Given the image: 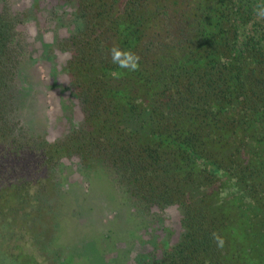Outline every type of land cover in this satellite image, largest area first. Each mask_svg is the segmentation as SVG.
Segmentation results:
<instances>
[{"label":"trees","instance_id":"obj_1","mask_svg":"<svg viewBox=\"0 0 264 264\" xmlns=\"http://www.w3.org/2000/svg\"><path fill=\"white\" fill-rule=\"evenodd\" d=\"M73 2L83 28L64 42L83 120L65 142L9 139L25 46L17 14L0 10V200L22 202L27 165L95 157L138 199L181 206L185 231L161 264L248 261L247 235L229 213L211 210L222 193L211 185L226 172L223 183L247 197L243 168L264 167V18L254 12L264 0ZM114 45L140 56L137 71L111 62Z\"/></svg>","mask_w":264,"mask_h":264},{"label":"rangeland","instance_id":"obj_2","mask_svg":"<svg viewBox=\"0 0 264 264\" xmlns=\"http://www.w3.org/2000/svg\"><path fill=\"white\" fill-rule=\"evenodd\" d=\"M13 1L18 8L34 2ZM39 1L48 11L29 8L33 20L18 32L26 49L9 112V138L18 145L61 139L82 116L62 68L69 53L49 45L80 31L83 21L73 2ZM29 180L22 210L0 212V264H156L183 230L180 206L138 199L95 157L65 155Z\"/></svg>","mask_w":264,"mask_h":264},{"label":"flooded vegetation","instance_id":"obj_3","mask_svg":"<svg viewBox=\"0 0 264 264\" xmlns=\"http://www.w3.org/2000/svg\"><path fill=\"white\" fill-rule=\"evenodd\" d=\"M57 1L60 3L73 2V0H57ZM46 3L45 2L41 3L39 0H34L33 4H30L29 7L26 6L23 8H18L15 5V2L13 0H0V10L3 9L4 11H6L7 9L5 7H8L10 12L17 14L18 16L17 29L19 31L21 29L20 25L28 24V22H31V20H33L32 17L34 13L33 12L28 13L29 8L31 11H33L35 8V11L45 12L47 10ZM73 5H74L75 10H77L74 2H73ZM75 33L76 32L74 33L70 32L68 35L60 37L58 40H56L55 44L49 45L53 51L55 48H58V47L62 49H66L68 51L69 53L68 59L66 63L62 66V68H65L64 71L66 72L68 80H70V78L68 75L67 63L71 56V51H70L69 45L66 44L64 41L66 38H69L70 35L75 34ZM24 34L27 35V29L24 30ZM18 37L21 39V35ZM23 40L24 38L22 39V41ZM25 49H26V46H25ZM69 82H71V80ZM70 87H72L73 93L76 98V102L78 106L80 107L79 110L82 114L80 122H82L83 112L81 108V102L79 101V99L77 98L75 94L72 82L70 84ZM79 123L74 124L71 131L66 136H64L61 139H57L51 142H56L58 140L59 141L62 140L63 142H65L66 137H68V135L72 132V130H74V128L79 125ZM43 142H47V141H43ZM70 154H76V153H70ZM65 155H69V154H62L61 156H57L55 160H52L51 162H49L48 164H45L44 166L51 165L53 162H55L61 157H64ZM76 155H78L82 160H87V158H90V157H81L79 154H76ZM26 167L28 168V171L24 172L26 175L30 174L31 172V176H32L33 173L38 171L37 167H34V164L27 165ZM236 169L238 168H235V171ZM242 172L247 175H250L246 177V181H245L248 196L247 197L244 196L245 192L242 193V192H239L238 190H235L236 188L234 189V187H232L230 183L228 184H226L225 182L223 183V181H225V179H229V177L226 175L227 174L226 172L225 173L222 172L221 176L215 179L214 184L211 185L212 188L219 189V187H221L222 189V193L219 192L221 197H218V195L214 194L215 200L220 201V203L216 204V206H213V209L211 210L214 212L229 213L233 219V224L240 227L239 235L241 234V230H242V232L245 233V235H247L249 239V243L243 249L248 253L247 254L248 261L242 260L241 263H236V264H264V167L256 168L255 170L253 168L252 169L243 168ZM247 179L251 181H247ZM207 189L210 190L209 188ZM21 195H22L21 203H19L20 199H17V200L13 199L11 202L0 200V212L17 213L20 210H22L24 205L28 203V201L31 199L29 186L24 187ZM211 198H212V195H211ZM7 216H11V215L7 214ZM182 217H183V212H182ZM181 224L183 226V230L181 232V235H182L185 231V227L182 223V218H181ZM248 229H250L252 233H247ZM181 235L179 239L181 238ZM179 239L177 240L176 243L179 242ZM244 240L246 241V239ZM234 243L235 244L233 245L232 249L235 251L234 247L236 244L238 245L239 243L236 240H234ZM173 245H169L165 247L166 250L162 253L160 259L157 260L156 264H161V260L164 258L166 251H168ZM10 258L14 261V259H17V256H12V257L10 256ZM29 264H32V263H29Z\"/></svg>","mask_w":264,"mask_h":264},{"label":"clouds","instance_id":"obj_4","mask_svg":"<svg viewBox=\"0 0 264 264\" xmlns=\"http://www.w3.org/2000/svg\"><path fill=\"white\" fill-rule=\"evenodd\" d=\"M254 12L258 18H264V3L258 4L254 8ZM110 55L111 62L117 66L120 70H127L128 72H135L140 67V56L131 49H123L118 45L111 47ZM123 72H113L112 75L119 77ZM213 239L215 240L217 247L222 248L224 246V239L218 233H213Z\"/></svg>","mask_w":264,"mask_h":264}]
</instances>
